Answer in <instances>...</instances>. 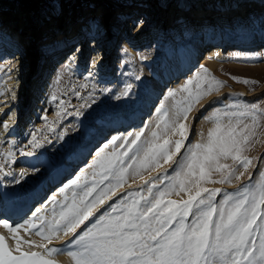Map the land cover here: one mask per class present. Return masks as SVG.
Here are the masks:
<instances>
[{
  "label": "snow or ice",
  "instance_id": "6c2138e0",
  "mask_svg": "<svg viewBox=\"0 0 264 264\" xmlns=\"http://www.w3.org/2000/svg\"><path fill=\"white\" fill-rule=\"evenodd\" d=\"M143 22L138 18L133 27ZM95 31L98 35L99 25ZM91 39L95 44L96 36ZM91 63L98 64V60L92 58ZM199 68L201 72L189 76L179 89L168 90L167 96L173 100L177 92L184 95L157 121V128L163 121V132L153 130L151 138L144 140L143 128L113 136L108 141L113 145L112 151L89 165L93 169L91 183L81 184L79 176L68 180L64 188H72V197H64L59 211L53 209L51 219L34 212L31 220L24 221L23 230L39 236L41 243L21 239L16 234L20 224L0 220L13 233L18 253L13 255L0 236V264H55L41 252L22 251L23 244L39 247L48 256L66 248L73 264H264V180L256 185L241 184L232 191L204 186L239 181L254 166L253 158L245 152L264 134V106L234 102L225 105L223 112L212 110L203 117L212 124L206 139L182 152L191 131L186 123L189 114L224 84L211 76L203 64ZM88 76H92L90 70ZM243 83L255 85L258 81L243 79ZM218 100L217 97L205 103ZM196 118L193 115L192 119ZM11 120L9 116L2 122L9 134ZM170 136L179 138L173 140ZM117 141H124L119 146L123 151L115 147ZM29 143L36 147L38 141L33 138ZM229 159L233 164L221 163ZM162 164H169L171 176L165 170L144 178L145 171H154ZM24 171L21 169V174ZM213 173L218 174L217 178L213 179ZM260 176L264 177V170ZM137 179L142 184L135 190L129 188L124 194H117V189ZM181 193L184 197L180 199L170 198ZM61 234L68 237L62 247L46 246L45 242L59 239Z\"/></svg>",
  "mask_w": 264,
  "mask_h": 264
},
{
  "label": "rangeland",
  "instance_id": "374dc122",
  "mask_svg": "<svg viewBox=\"0 0 264 264\" xmlns=\"http://www.w3.org/2000/svg\"><path fill=\"white\" fill-rule=\"evenodd\" d=\"M158 1L164 3V5L158 3ZM194 1L197 2L196 5H199L201 7H204L205 5L209 6L208 11H204L207 13L206 15H196L198 16V19H202L199 17L206 18L203 19V24H198L197 21H194V24L192 23V25L190 26V29L194 31L189 35L185 37H179L180 35L178 37L176 36L174 37L176 38V40L173 41H170L169 38L162 41V43L158 44L155 49L153 48L155 51L153 56L156 55L157 57L152 58V60L146 61L147 64L144 61V59L147 57L141 59L143 55L139 53V51H141L139 49H142L146 46H139L137 47V49L130 50L127 45H125L124 43H120L122 36L125 41L129 40L130 42V40H133L134 37H136V35L140 33L138 32L139 30L134 31L136 27L132 28L134 21H136L140 17L144 18L145 16H148V22L144 23L141 27L145 26V29L152 28L153 33L155 32L157 34H159L161 31L164 32L165 29L169 27V25L172 26V28H169L170 32H173L172 34L180 32L179 28L181 27L188 28L186 27V23L191 24V22L188 21L187 15L194 16L196 12L193 9L183 10L181 9V7L183 6L182 4H185L187 7L193 8V6H188V4H192ZM8 2L9 0H0V31H2L5 36H11V39H13L14 43L26 50L27 53L25 54L28 56L29 61H31V63H34L35 65L37 62V66L41 70L40 74L36 75L37 69H32L34 65L31 67V70L29 69V74L27 73L28 76H26L27 80L24 79V82L26 81L28 88L32 86L34 80H36L37 77L39 78L41 76V73L43 72V68L41 66L43 60H40V58H42L40 56V49H44V47H46V44L50 42L51 39H60L61 43H63L64 40L68 42L67 47L63 52L57 54L56 56L53 55L49 57V59H47L48 61H52L54 59L55 61L52 62V64H58L55 67L56 70L54 69L55 75L48 82V85L46 87L44 96L46 100L42 101L40 103L41 105L37 107V111L34 112V115L32 117L33 123L30 122L31 127L29 126L27 130L22 132L23 135H19L13 140L12 137L11 139H9L10 136L0 137L2 138L0 139V187L3 186L2 188L5 189L6 192L5 194H1L0 192V198L10 196L13 191H21L26 190V188L34 187V185L39 180L38 175L41 173V171L42 174H47L46 172H48L49 170L46 169L47 167H43L40 170L41 165H39L40 168L34 167L36 173L35 171L32 172L33 170L27 169L26 172L24 171V174H21V170H18L17 174L16 172H13V167H15V164L13 162H16V159L19 157L21 152L20 148L16 146L33 148L34 153H40L45 156V159L49 162L50 165L53 166L56 163H63L65 160H68L69 156H71L78 150H82L84 146L87 147V149L85 150V154L82 156V159H80L82 161L70 166V169L68 171L65 170L66 173H63V180L56 184L59 186L65 185L67 183V177L69 176L71 171L75 169V167L76 171L81 168L83 169L85 166L89 165L90 162H94V159H99L102 154L110 153L112 151L113 146L111 144V147L104 148L103 150L94 153L95 149L97 148V142L103 139L105 133H108L109 131L108 129L100 130L102 128L100 126L103 125V123L100 124V121L109 119L112 115L120 116L128 114L129 112L139 108V106L145 102V96L149 94L152 76L165 73L166 69L168 70L169 66L171 65L170 61L172 56L174 57L176 55H179L181 56V58L185 57L183 53L187 52L189 49H194L196 47V43H198L196 50L199 49L200 42L203 41L202 36H204L205 30L201 33V36L200 32L202 29H204V26L207 25L204 23H212V19L214 17L223 18L227 16L228 14L223 12L224 9L228 10V7H231L233 4H235L236 8L245 6L243 9L246 11L242 12L243 10H240L239 12H233L230 15L234 16L232 17L233 19H235V16L239 14L243 15L244 18L241 20L242 24L239 23L241 24V26H244L243 23L245 22V20L246 24H252V22L253 24H258L260 23L261 19H264V4H261L256 0H249L248 4L244 0H26V5L31 7L30 14H32V11H34V8L36 9L33 15H30V17H32V22L35 21L34 18H36V11H39L40 13L46 15L51 14L52 18H50V20L52 22L53 20L59 18L64 23L67 22L68 24L74 21L73 23L75 24L72 25L75 26L73 27L72 32H66L65 34H62L63 31L58 29H53L54 31H46V24L43 23V21L42 23L40 22L41 24L36 25L35 27L30 26L32 22H29V26H27L28 24L26 23L20 25L21 18L26 20V18L22 17L20 14L21 18L19 17L20 19H18L19 27L23 25L27 27L26 30L23 31V36H20V32H18L19 29L15 30V28L17 27L14 26L17 23V20L9 19L10 14H12V7H8ZM123 9L126 10L124 11ZM127 10L130 11V14L132 15L124 13L127 12ZM199 10L202 9L199 8ZM221 10L223 11L218 12ZM175 12L177 13L175 14ZM21 13H23V11H21ZM198 13L200 12L198 11L197 14ZM121 17L123 18V20L121 24L118 25V28L111 26L117 18ZM178 17H180V22L178 21L179 23L175 24L174 18L178 19ZM13 21H15L16 23L13 24ZM127 21L129 23L128 25H125L127 24ZM144 21H146V19H144ZM237 22L238 20H236V23ZM220 23L217 24L220 25ZM97 25H99V32L100 30H105L108 31V34L115 33L114 36H117L114 44L112 45V47H110L111 49L108 51L105 50L107 54L105 58H107L108 60L105 59L104 62L107 63V61H110V63H113L112 72L114 75L113 79L107 83H99L94 73H92V76L89 77V69L87 66H85V69L83 71L74 73V70H72L71 68L72 65H62V60L61 62L59 60L69 49L74 46L76 37L81 33H83L85 36L83 38V42H85L83 44L86 45L85 47L90 45L88 39L96 36L97 44L102 49V45L98 40L99 36L95 31ZM174 26L178 27V29H174ZM246 26L242 29L244 30ZM122 27L128 28V35L124 34L123 31L121 32V35L119 34V30H122ZM159 27L160 30H158ZM138 28L139 27H137V29ZM249 28L247 29V31L252 32L253 30H250ZM90 29L92 30L90 31ZM145 29H143L142 31H144ZM67 30L70 31L71 28ZM197 31L198 34H196ZM261 31L264 30L262 29ZM239 32L242 33L243 31L240 29ZM230 33V31H228V33H225L227 37L224 36V38L231 37L235 39L236 36L239 35H232ZM243 33L239 38L244 40V43L246 42V40H250V38L253 40V36L249 37V35H244ZM46 35L48 37H46ZM98 46H96V48H98ZM204 50L201 52L202 56L199 57L197 63H195V65L193 64L192 67L190 66L191 69H189V72L181 75V77H179V79L175 82H169L160 94L157 93L153 99L157 101L155 105L151 107V110L148 111V113L143 114L144 117L141 118V120L139 119L138 123L133 122V124H130L129 127L125 128L124 132H122L120 136L127 135V133L129 132L140 131V129L143 128L144 132L141 133V139L144 140L151 138L150 133L153 130L163 132V121L161 120L159 128H157V121L160 120L163 112L169 111L170 106L174 102H180L184 95L181 92H177L175 100H173L172 97L167 96L168 90L179 89L189 76L201 72L199 68V65L201 64H203L208 69L211 76L215 77L217 80L223 81L224 84L217 91H213L207 97L202 99L200 103L196 105L193 113L189 114L186 123L191 127V131L187 134L184 140V147H182L181 150L182 152H187L188 146L195 144L197 141L206 139L207 131L210 127H212V124L205 121L203 117L209 115L212 110L219 109L221 112H223L225 110V105H231L234 102H238L240 105L260 103L262 104V106H264V55L262 53H259L254 48H247L238 51H231L227 48H224L222 50L218 49L214 52L213 55L217 57H210L212 55H204ZM86 51L87 50H82L83 53H85ZM109 51L110 56L108 57ZM12 52H15V50L10 51V53ZM0 57H2V54H0ZM63 58H65V56ZM212 58L217 62V65H213L210 63ZM83 59H85V57ZM48 69H46L42 73L43 76L42 78H40L42 79V81L45 73L49 71ZM3 77L5 78L4 70L2 68L0 69V79H3ZM137 77H139V79H137ZM232 77H240L241 80H234ZM243 79H248L249 81L255 80L258 81V83L255 85L251 83L245 84L243 83ZM126 85H131V87L126 89ZM125 91L127 92V95L124 94ZM76 93H79V95H76ZM53 96L56 97L55 100L52 99ZM217 97L219 98L218 102H214L212 104L205 103L208 100H215V98ZM30 101L31 100L26 102L27 105H23L21 109H23L24 107L27 108L29 106L30 108L31 106L33 107L34 100L31 101V104ZM161 101H163V104L161 103ZM158 103L160 104L159 108H157ZM152 104L153 103H151V105ZM201 105L204 106L201 107ZM197 109L199 110L198 112ZM233 111H235V109H233ZM193 115H196L197 117L195 120L192 119ZM33 138L38 141L36 147H32V145L29 143V141H31ZM169 138L174 140L179 137L170 136ZM100 143L101 142H99V144ZM122 143H124V141L116 142L115 147L117 149H120L119 146ZM5 145L7 148L5 147ZM177 155L179 156L180 154ZM245 155L253 158L254 166H250L239 181L233 180L230 184L205 183L204 186L210 189L221 188L224 190L232 191L241 184H247L250 182L251 185H256L261 180H264V177L260 176V171L264 170V159L260 158L264 157V134L259 135V139L252 145L251 148H249L245 152ZM221 163H227L229 165L233 164L230 159L221 160ZM37 169H39L40 172ZM165 170H168L169 176L172 175V170L170 169L169 164H162V167L157 168L154 171H145L144 178L148 179L149 176H155L158 173L164 172ZM241 171H243V169H241ZM75 172L73 171V174H75ZM9 173L11 174L9 175ZM57 174L61 173L59 172ZM217 175L218 174L213 173V179L217 178ZM11 176L14 178H11ZM91 179L92 177H90L86 183H91ZM141 184L142 181L139 179H137L135 183H132L130 180L124 185L123 188L117 189V194L122 195L129 188L135 190L137 186ZM48 187L49 185L45 186L46 189L42 190L43 193L40 194L44 196L47 192ZM37 197L40 196L38 195ZM182 197H184V193H181L180 196L172 195L170 198L180 199ZM113 199H115V197H113ZM37 200L39 199H36L35 201ZM63 202L64 200L61 197L51 199V202H49L50 204H47V206H45L43 210H49L51 205ZM110 202L111 201H109V203ZM35 206L36 205L32 204V206H30L23 214V216H20L19 219L14 218V223L24 222L26 219H28V217H32V214L37 211L35 209ZM43 210L40 212L38 211L37 215L43 216V213L46 212ZM21 233L19 236L24 240H29L30 238L32 240V235H34H30V233L28 232H26L27 234ZM66 239H68V237H66L65 239L63 238L62 241L60 240L59 242L50 241L45 243L46 246L59 248L65 244V242L67 241ZM5 242H7L6 238ZM26 246L28 247L29 245H21V250L41 252L44 257H50L47 254L43 253L39 247L27 248ZM8 247L9 250L12 251L13 255H18V253H16L15 251V247ZM55 255L57 256V254ZM52 257L55 258V256L53 255Z\"/></svg>",
  "mask_w": 264,
  "mask_h": 264
},
{
  "label": "bare ground",
  "instance_id": "6f19581e",
  "mask_svg": "<svg viewBox=\"0 0 264 264\" xmlns=\"http://www.w3.org/2000/svg\"><path fill=\"white\" fill-rule=\"evenodd\" d=\"M25 1L26 0H9V2L7 3L8 7L9 6L12 7V14H10L9 19L17 20V23L15 21H13V24L16 23L14 25L17 27V28H15V30L19 29L18 32H20V36L23 34V31L26 30V28H27V27H25V25L19 27L18 19L21 18L20 14L22 17L26 18V20L21 18L20 25L26 23V24H28L27 26H29V24H30L29 22H32V19H31L32 17H30V15H33V13L36 10L34 8L33 9L34 11H32V14H30L31 7L26 5ZM21 11H23V13H21ZM224 11H227V9H224ZM36 12H37L36 16H35L36 18H34L35 21L32 22L30 26L35 27L36 25L41 24L43 21V23L46 24V26H45L46 31L58 29V30L63 31L62 34H65L66 32L68 33V32L73 31V27L75 25H72V24H75V23H73L74 21L70 22L68 24L67 22L64 23L59 18H57V19L53 20V22H52L50 20V18H52L51 14L46 15V14L40 13L39 11H36ZM63 15H64V13H63ZM180 17H178V19H176L177 17L174 18L175 24L180 22L179 21ZM230 17L228 15L223 17V18L214 17L212 19V23L217 24V23H220V22H223L226 20L228 22L229 20H232L233 19L232 17H234V16H230ZM199 18H202V19H198V16H196V15H194V16L187 15L188 21L191 22V24H188L185 22L187 25L186 27H188V28L181 27V28H179L180 32H176V33L174 32L175 34H172L173 32L171 33L169 30V28L170 27L172 28V26L169 25V27L167 29H165L164 32L161 31L159 34H157L155 32L153 33L152 28L151 29H148V28L145 29V26L141 27V26H143L144 23L148 22V16H145L144 18H141V19H143V21H144V19H146V21H144L143 24L141 26H139L138 29H137V27L134 29V31L139 30L138 32H140V33L138 35H136V37H134L133 40H130V42H129V40L125 41V39L122 36L121 37L122 41L120 40V43H124L125 45H127V47H129L130 50L137 49V47H139V46H146V47H143L142 49H139V50H141V51H139V53L141 55H143V57H147L144 59V61L146 62L148 60H152V58L157 57L156 55L153 56L154 52H155L154 49L156 48V46H158V44L162 43V41H164L167 38H169L170 41H173V40H176V38H174L176 36L178 37L180 35L179 37H181V36L185 37V36L189 35L190 33H192L194 31V30L190 29V26L192 25V23L194 24V21H197L198 24H200V23L203 24L202 21H204L203 19H206V18L205 17H199ZM243 18H244L243 15H240V14L235 16V20H238V22L237 23L235 22V25H233L231 23V24H229L230 26L227 27V29L229 28L228 31L231 32L230 34H232V35L239 34L238 36H236L238 38V37H241L242 33L244 32L243 33L244 35L247 34V35H249V37L250 36L254 37L252 41H254L256 39H257L256 40L257 42L264 40V37H263L264 31H261L262 29H258V27L254 26V24H251V23L246 24L245 23L246 20L244 19L245 20V22L243 23L244 26H241V24H242L241 20ZM122 20H123L122 17L117 18L113 22V24L111 23L112 24L111 26L118 28V25L121 24ZM46 21H47V23H46ZM126 23L127 24H125V25H128L129 22L127 21ZM239 23H241V24H239ZM204 24L209 25L210 23L208 22V23H204ZM221 24L222 23H220V25L217 24L218 26L212 25L213 28L217 27V29H215L216 33H214V31H213V34L216 35V37L220 38L219 43H221L223 40H226V39H232L231 37L230 38H224V36H226V35L223 34V30L220 28L222 26ZM258 24L263 25L264 19H261L260 23H258ZM249 25H250V28H249ZM232 26L235 28H233ZM245 26H246V28L243 30L242 28ZM68 27L71 28L70 31L67 30V29H70ZM132 28H133V25H132ZM141 28H143L145 30L142 31L143 29H141ZM173 28L178 29V27H175V26ZM206 28H207V26H206ZM248 28L250 30H254L255 32L254 31H252V32L247 31ZM204 29L201 30L200 36H201V33L204 32ZM240 29L243 31L242 33L239 32ZM127 30H128L127 27H122V30H119V34L121 35L122 31L124 32V34H127ZM228 31L225 33H228ZM218 32H221V34L218 35L217 34ZM252 34H254V35H252ZM114 35H115V33H112V34L109 33L108 34V31L100 30V32L98 34V36H99L98 40H99V43L102 45V49H101L100 46H98L97 41L95 44H93L92 39H88L90 45L85 47L86 45L83 44V43H85V42H83L84 41L83 38L85 36L83 33H81L80 35H78L76 37V42L74 43V46L71 49H69L65 53V55L63 54L65 56L64 60L65 59L66 60H69V59L72 60L70 65H72L71 68H72V70H74V73L83 71L85 69V66H87L88 69L92 73H94V75L97 78L99 83H104V82L107 83L113 79L114 75L112 72L113 63H110V61L109 62L107 61V63L104 62L105 59L108 60L107 58H105V56L107 55L105 50L108 51L111 49L110 47H112V45L114 44L115 39L117 37ZM204 35L208 36V35H211V33H210V31L209 32L205 31ZM46 37H48V36L46 35ZM62 37H64V36H62ZM107 40H108V42H107ZM67 42L68 41L64 40V42L61 43L60 39L59 40L51 39L50 42H48L46 44V47H44V49H40V56L42 57V58H40V60H43L41 63V66L43 68V72L48 68H49L48 69L49 71H47V73H45V75L43 77V81H42V79H40L43 76V74H42L43 72H42L41 76L39 78L37 77L36 80H34V83L32 84V86L28 88L26 81L24 82V79L27 80L26 76H28L27 73L29 72V69L31 70V67L34 65L32 69L33 70L37 69L36 75L40 74L41 70L37 66V62L35 65L34 63H31V61H29L28 56L25 54V53H27L26 50H24L22 47H19V45L14 43L13 39H11V36L10 37L7 35L5 36L4 33H2V31H0V48L1 49L3 48L2 57H0V58L5 59V61H3V63H2V68L4 70L5 78L3 77V79H0V108L3 109V111H0V133H3V134H0V137H4V136L9 137L10 136L9 139H11V137H12V140H13L17 136L23 135L22 132L27 130L29 128V126L31 127L30 122H32V120H33L32 117L34 115V112L37 111V107L41 105L40 103L42 101L46 100V98H44L45 90H46V87L48 85V82L55 75L54 69L58 64V63L52 64V62L55 61L54 59L52 61L51 60L48 61L47 59H49V57H51L53 55L56 56L57 54H60L61 52H63L65 50V48L67 47ZM201 42H200V44H201ZM197 44L198 43H196V45H195L196 47L194 49H189L187 52L183 53V55H185V57H183V58H181V56H179V55H176L174 57L172 56L171 61H170L171 65L169 66L168 70L166 69L165 73L159 74L156 76H152V79L150 82L151 88H150L149 94H147L145 96V98H144L145 102L142 103L139 106V108L129 112L128 114H124V115H120V116H113L112 115L109 119L100 121V124L103 123L102 126L99 125L100 127H102L100 130L108 129L109 131L107 134H105L103 139H101L97 142V144H96L97 148L95 149L94 153H97L98 149L100 151L103 150L105 148L104 146L106 144H108V141L111 140V138L113 136L120 137L122 132H124L125 128L129 127L130 124H133V122L138 123L139 119L141 120V118L144 117L143 114L148 113V111L151 110V107L153 105H155V103L157 101V100H153L155 95L157 93L160 94L165 89L164 87L169 82L170 83L175 82L176 80L179 79V77H181V75L189 72V69H191V67L193 66V63H192L193 60L192 59H193V54L195 53V50L198 46ZM90 46H93V47H90ZM96 46H98V48H96ZM218 48L220 49V46H216V48L215 47L214 48L208 47L206 49L204 55L205 56L212 55L210 57H217V56H214L213 54L216 51V49H218ZM94 49H95V51H94ZM11 50H15V52L10 53ZM82 50L83 51L88 50L87 55H86L85 59H83L85 61L81 60L82 62L80 64H78L77 62H75V59L79 58L81 56V54L83 53ZM103 52L105 53V55ZM0 54H1V52H0ZM108 54H109L108 55V57H109L110 51L108 52ZM64 56H62V58ZM100 57H102V59ZM62 58H60L59 60L61 61ZM87 58H90V59L96 58L98 60V64L89 63L90 61ZM57 60H58V58H57ZM11 61H13V62L9 63ZM83 63H85V64H83ZM210 63L213 65H217V62L214 61L213 58H212ZM146 64H147V62H146ZM29 100H31V101L34 100L33 107L31 106V108H30V106H29L27 108L24 107L23 109H21L23 107V105L24 106L27 105L26 102H28ZM31 101H30V104H31ZM151 103H153V104L151 105ZM159 106H160V104L158 103L157 108H159ZM9 109H11V111H9ZM9 116L12 117V120L10 122V133L11 134H9V132H6L4 130L3 124H2L3 121L9 119ZM0 139H2V138H0ZM4 142H6V141H4ZM99 142H101V143L99 144ZM5 147H6V145H5ZM16 147L20 148L21 152H20L19 157L17 158L18 161L16 159V162L15 161L13 162L15 164V167H13V172H16V174H17L18 170L20 171L21 169H24L25 172L27 170H33L32 172L35 171V173H36V170L34 169V167L40 168L39 165H41L40 170L43 167H47L46 169H49L50 171L48 170V172H46L47 174H42V171L40 174L38 173L39 175L38 174L37 175L39 176V180L34 185V187L26 188V190H21V191H13V193L10 196L1 197L0 198V212H2L6 216L11 215L12 212L19 210L24 205L28 204L31 200H33V198H35V200L39 199L37 201L34 200L35 202L33 203L34 205H36L35 209L37 211H35V213H37L38 211L39 212L42 211L44 209V207L47 206V204H50L49 202H51V199L61 197L64 200L65 196H67L69 199H71V197H72V188L71 187H69L68 189H65L64 185H61V186L57 185V186L53 187V186H51V183H52V180H53L55 175L56 176L57 175L58 176H64L66 171H68L70 169L69 168L70 166H72L73 164H75L77 162H81L82 160H80V159H82V156L85 154V152H86L85 150L87 149V147L84 146V148L82 150H78L77 152H74L71 156H69L68 160H65L63 163H56V164H54V166L50 165L49 162L45 159V156H43L42 154H40V153L37 154L36 152L34 153L33 148H26L25 146L24 147L16 146ZM108 147H111V144H108ZM10 148H11V145H10ZM118 150L123 151L124 149H118ZM28 151H31L32 155H27ZM2 153H4V152H2ZM93 163L94 162H90L89 165H93ZM89 165L85 166L83 169L82 168L79 169L78 171H76V167H75V169H73L71 171V173L69 174L70 177L69 176L67 177V181L70 179L75 180L76 177L79 176L80 183L81 184L86 183L89 180V178L92 177V173H93V169L91 167H89ZM37 170H39V169H37ZM40 170H39V172H40ZM73 171L74 172L76 171L75 174H73ZM59 172L61 174H57ZM35 173H34V175H35ZM11 178H14V177L11 176ZM0 180H1V178H0ZM48 185H49V187L47 188V192L43 196L40 193H43L42 190H44L45 186H48ZM2 187H0V188H2ZM2 189H0L1 194H5L6 193L5 189H3V190ZM38 195L40 197H37ZM40 198H41V200H40ZM60 204L61 203H55V205L53 204L50 206L49 210H43V211H46L43 213V216L51 219L53 209L55 208L57 211H59ZM23 210H25V209H23ZM22 212L23 211H20L17 214L20 215ZM22 216L23 215H21V217ZM19 218H17V219H19ZM31 219H32V217H28L27 220H31ZM0 220H5V219H3L1 217ZM7 222L10 225H15V224L21 225V228L17 229V233H16L17 235H20L21 232H22L21 234L26 233L23 230L24 222L14 223L15 222L14 218H12V220H7ZM0 234H1L0 236H4V238H6V240L8 242V243L7 242L6 243H7V245L9 244L8 246H11L12 248L15 247L16 241L13 239V233H11L8 230V228L3 224H0ZM30 235H31V233H30ZM32 236H31L32 241H34L36 244H39L42 242L41 238L39 236H37L35 234ZM66 237L67 236L61 234L59 239H52L51 241L59 242L60 240L62 241L63 238L65 239ZM29 240H31V238ZM53 256H55V258L52 256H50L49 258L48 257L47 258L45 257V258L54 260L55 264H73L72 259L67 254L66 248L62 253L57 254V256L56 255H53Z\"/></svg>",
  "mask_w": 264,
  "mask_h": 264
}]
</instances>
